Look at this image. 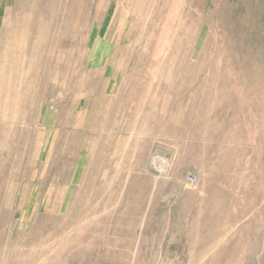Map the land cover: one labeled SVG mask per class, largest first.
<instances>
[{"label": "rangeland", "instance_id": "rangeland-1", "mask_svg": "<svg viewBox=\"0 0 264 264\" xmlns=\"http://www.w3.org/2000/svg\"><path fill=\"white\" fill-rule=\"evenodd\" d=\"M0 264H264V0H0Z\"/></svg>", "mask_w": 264, "mask_h": 264}, {"label": "built area", "instance_id": "built-area-1", "mask_svg": "<svg viewBox=\"0 0 264 264\" xmlns=\"http://www.w3.org/2000/svg\"><path fill=\"white\" fill-rule=\"evenodd\" d=\"M190 179L193 180V177H191Z\"/></svg>", "mask_w": 264, "mask_h": 264}]
</instances>
